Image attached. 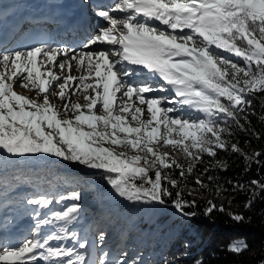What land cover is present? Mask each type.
Returning a JSON list of instances; mask_svg holds the SVG:
<instances>
[{
  "label": "snow or ice",
  "instance_id": "snow-or-ice-1",
  "mask_svg": "<svg viewBox=\"0 0 264 264\" xmlns=\"http://www.w3.org/2000/svg\"><path fill=\"white\" fill-rule=\"evenodd\" d=\"M96 14L106 26L84 47L107 44L106 49L76 53L41 44L0 52V150L13 156L48 154L102 169L120 197L161 205L173 197L170 187L179 186L173 168L184 178L206 155L213 158V167L226 170L227 162L216 157L229 150L246 161L260 162L264 153L249 155L232 142L229 122L250 131V97L264 94V0H115ZM74 69H83V74L72 76ZM157 80L159 84L153 83ZM16 87L31 95L18 93ZM77 91L83 93L84 103L72 101ZM165 104H178L202 118L174 114L177 109ZM105 144L135 154L117 153ZM169 146L183 153L186 166L163 151ZM196 184L204 187L199 177ZM250 186L264 192L259 180ZM243 187L237 184L233 190ZM69 198L79 201L81 193L73 191ZM26 203L44 209L52 201L41 195ZM172 204L184 216L196 215L185 210L195 206V199L185 200L180 191ZM251 206L249 200L245 207ZM215 207L209 202L206 214ZM79 208L74 202L44 218L36 211L31 237L0 246V264H88L85 253L53 244L68 239L80 249L87 247L69 230ZM230 215L236 222L245 219ZM45 225H55L56 230L42 237ZM104 237L101 232L100 240ZM247 247L235 241L229 250L241 253ZM126 256L110 260L104 253L98 264H128Z\"/></svg>",
  "mask_w": 264,
  "mask_h": 264
},
{
  "label": "trees",
  "instance_id": "trees-1",
  "mask_svg": "<svg viewBox=\"0 0 264 264\" xmlns=\"http://www.w3.org/2000/svg\"><path fill=\"white\" fill-rule=\"evenodd\" d=\"M252 107L248 109V125L250 131H240L233 127L234 135L232 142L239 144L241 149L251 155L259 151L264 153V94L257 93L250 97ZM197 117L202 118L201 113ZM195 117V118H197ZM194 118V117H193ZM259 134V139L257 135ZM218 160L227 162V169L221 170L213 167V158L205 155L203 163H197L194 171L184 178L179 176V169L171 170L174 178L178 180L179 186L171 188L172 198H165L166 203H141L113 201L107 199L105 193H97L101 204L99 210L79 208L82 218L88 220L86 231L98 230L99 233L107 232V228L114 229L119 221L130 223L133 229L140 228L151 233L146 243H141L140 252L143 253L141 264H264V192L258 188L250 186L252 180H259L264 183V156L260 157V162L246 161L240 154L229 151H219L216 157ZM181 163L187 165L186 158L177 157ZM208 169L205 172V169ZM102 172V171H101ZM81 171L66 165L62 161H43L36 163L32 160L17 159L12 162L0 158V206L8 203L18 205L17 198L27 194L28 198L45 196L47 198H57L71 194L73 191L83 193L88 191L93 182L100 181L107 176L106 172ZM154 175V172L150 173ZM214 177L209 181L208 176ZM199 177L204 187L196 184ZM243 185V189H234L235 185ZM103 187L99 183V188ZM183 189H195L201 193L216 194L220 199H226L234 208L232 210L213 203L216 207L209 214L206 209L209 205L202 201L190 197ZM180 191L183 198L191 202L195 199L194 207L185 209L188 212H195L193 217H187L180 213L181 217H173V208L170 205L175 199V192ZM252 200L250 208L245 207L247 202ZM80 201H72V203ZM158 204L161 211H156L154 205ZM52 206V205H51ZM230 214H240L245 217L244 221L236 222ZM174 221L179 225L166 229L165 235L158 237L154 231V223L158 221ZM190 226L191 231H187L184 225ZM133 233L127 232L124 242L120 240L116 246H109L106 251L123 247L128 237L132 238ZM160 235V234H159ZM130 240V239H129ZM234 240L244 241L248 247L241 253L230 251V244ZM108 257L113 259L111 254ZM121 256V255H120ZM119 256V257H120Z\"/></svg>",
  "mask_w": 264,
  "mask_h": 264
},
{
  "label": "rangeland",
  "instance_id": "rangeland-1",
  "mask_svg": "<svg viewBox=\"0 0 264 264\" xmlns=\"http://www.w3.org/2000/svg\"><path fill=\"white\" fill-rule=\"evenodd\" d=\"M61 0H0V36L2 33L8 29L9 24L11 23V20H14L15 18L19 20V25L21 26L19 31L14 34L11 38L4 40L2 43L0 42V52L4 51H13V50H26L28 48L38 46L41 44H50L52 46L59 44L62 46V48H68L71 50H75L76 53L80 52H87L89 50L91 51H98L101 49H106L110 47L107 44H96L91 45L90 48H85L84 45L89 42L90 38L94 37L99 28L101 26H106V22L103 21L96 13L99 10H108L114 3L115 0H103L105 1L102 5L98 6L96 3L101 0H77V5L79 10L77 11L78 16L79 14L86 18L92 20V28L90 32L85 35L78 44L79 47L72 46V40L67 38L65 43H61L60 37H58L55 34V31L61 26L60 21L57 19L56 21H36L35 16H37L39 13H41L43 10H46L47 8H50V5H55L54 10H58V5ZM35 15V16H34ZM114 15H122L119 13H115ZM21 19L23 21L25 20H31L34 23H36L34 26H27L21 23ZM94 19V20H93ZM38 22H42L38 23ZM8 23V24H7ZM44 23V24H43ZM48 25H47V24ZM47 25V26H46ZM31 27V28H29ZM25 29V30H24ZM57 36V38L55 37ZM47 38V39H46ZM49 42V43H48ZM70 44V45H69ZM225 56H228L229 58L235 60L238 63H242L241 60L234 56H230L227 53H224ZM72 76L78 77L81 74H83V69L76 70L74 69L71 73ZM153 83L159 84L160 81H153ZM74 87V85H70L69 88L71 89ZM15 91H17L20 94L30 96L31 91L28 89H24L21 87H16ZM119 96V94H117ZM151 95V94H149ZM156 95H165V96H172V93H156ZM83 93L80 91H77L74 96H72L73 102H81L84 103L82 99ZM52 99V102L54 104L60 105L61 101L54 97H50ZM165 107H175L177 109V113L174 114H180V115H190L192 118L197 117L198 112H190L188 109H181L180 105H173V104H165ZM47 130V129H46ZM88 130V129H86ZM107 148L113 149L115 152L119 153L121 151H128L127 149L120 147V146H113L111 144H105L104 145ZM163 151L169 152L174 158L177 159V157L184 158V155L182 152L173 150L170 146L163 149ZM135 153L128 151V155H134ZM0 158H4L6 161L12 162V160L17 159H25V160H32L36 163H40L43 161H62L66 165L72 166L73 168L81 171H97L104 173L105 171L102 169H90L84 165L79 164L78 162H71V161H65L60 157H56L53 155L48 154H25L22 156H13L10 155L3 150H0ZM108 175L101 178L100 181L93 182L92 186H88L89 190L83 193V195L80 198V208H89L94 209L95 211L99 210L97 208H100V198L97 197L99 193H105L107 196L108 201H124L126 199L120 197L115 190L109 185L108 183ZM99 183L103 184V187L99 188ZM183 191H187V193L190 195V197L195 198L196 200L202 201L203 203H207L209 205V202L217 203L223 207H226L229 210L234 209L231 204L226 199H220L217 197L216 194L211 193H201L200 191H197L195 189H183ZM98 193V194H97ZM71 194H67L64 196H59L55 199L49 198L52 203L49 205L48 208L44 209H37L34 205H29L26 203V200L28 199V195L24 193V195L17 198L18 205H13L11 203H8L7 205L1 207L0 206V246L4 245H16L21 240L25 238H30L32 232L35 230V213L36 211L40 212L41 218L49 217L51 212L60 211L68 207L71 202V199L69 198ZM63 197V199H61ZM127 202H131L128 201ZM52 205V206H51ZM171 209L173 208L174 215L173 217H181L180 213L174 208L173 204L170 205ZM154 208L156 211H161L158 204L154 205ZM179 223L176 221H167V220H161L158 223H154V233L155 235H158V237H162L165 235L164 233V227L166 229L173 228L175 226H178ZM88 226V220L85 218H82V215H80V210L78 212L77 218L73 221V223L69 226V230L76 234L80 242H86L87 247L85 249H80L79 245L74 240H64L60 242L54 241L53 244L56 243H63L66 244L68 247H73L77 251H81L85 253L88 264H98L99 258L104 254L108 253L106 249L109 246H116L117 242L122 240L124 242L125 236H127V232H132V238L128 237V240L126 244L123 247H119V249L114 250L112 253H108V257L111 256L114 258H119V256L122 253H127V256L124 257L128 261V264H141L143 261L144 254L139 253L140 247L143 243H146V240L148 237L151 236V233L149 231L144 230L143 228L140 229L139 227L136 229H133L131 227L130 223H123L119 221L118 226H116L114 229L107 228V232H104L105 237L104 240L101 241L99 236L100 233L98 230H93L92 233H88L86 231ZM184 228L189 232L191 231L190 226L187 224L184 225ZM56 230L55 225H45L40 230L41 236L48 235L49 233ZM160 234V235H159ZM2 236H4L3 239ZM130 239V240H129ZM235 241H241V240H234ZM232 242V243H233ZM142 243V244H141ZM231 243V244H232ZM230 244V245H231ZM40 264H44L43 261L40 262Z\"/></svg>",
  "mask_w": 264,
  "mask_h": 264
},
{
  "label": "bare ground",
  "instance_id": "bare-ground-1",
  "mask_svg": "<svg viewBox=\"0 0 264 264\" xmlns=\"http://www.w3.org/2000/svg\"><path fill=\"white\" fill-rule=\"evenodd\" d=\"M77 0H61L58 5V10H54L55 5H50V8H47L46 10H43L41 13H39L36 18V21H43V22H48V21H53V20H59L61 23V26L55 31V34L60 37V41L62 43H65L67 38L70 37L72 40H78L80 41L85 35H87L92 28V20L86 19L82 17L80 14L78 16L77 11L79 10L78 5H77ZM105 1L101 0L96 3V5L100 6L104 3ZM14 19L11 20V23L9 24V27L7 30H5L2 35L0 36V42L2 43L4 40L11 38L14 34H16L19 29V20ZM94 20V19H93ZM24 25L26 24L27 26H34L36 23H34L31 20H25L21 19V23ZM41 23L42 22H38ZM8 24V23H7ZM44 24V23H43ZM47 24V23H46ZM37 25V24H36ZM48 25V24H47ZM46 25V26H47ZM57 36H55L57 38ZM47 39V38H46ZM49 43V42H48ZM50 45V44H48ZM74 47H79L76 44H71ZM54 47H59L62 48L59 44L54 45ZM4 236H2L1 239H3ZM1 242V240H0Z\"/></svg>",
  "mask_w": 264,
  "mask_h": 264
}]
</instances>
